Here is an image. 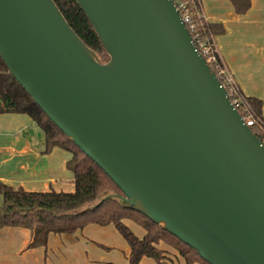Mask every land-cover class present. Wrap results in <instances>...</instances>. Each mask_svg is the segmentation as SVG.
Segmentation results:
<instances>
[{
    "label": "water",
    "instance_id": "obj_1",
    "mask_svg": "<svg viewBox=\"0 0 264 264\" xmlns=\"http://www.w3.org/2000/svg\"><path fill=\"white\" fill-rule=\"evenodd\" d=\"M75 1L108 62L53 0H0V56L123 193L102 202L118 199L209 264H264V144L174 0Z\"/></svg>",
    "mask_w": 264,
    "mask_h": 264
},
{
    "label": "trees",
    "instance_id": "obj_2",
    "mask_svg": "<svg viewBox=\"0 0 264 264\" xmlns=\"http://www.w3.org/2000/svg\"><path fill=\"white\" fill-rule=\"evenodd\" d=\"M66 21L79 38L94 51L101 63L109 61L100 39L86 15L75 0H53ZM196 29L191 35L200 33L206 42L213 44V38L223 35L226 30L222 24L207 22L202 13L203 0H187ZM236 14L244 15L252 7L251 0H227ZM200 13V15H199ZM192 36V37H193ZM219 58V55L216 53ZM220 65L223 66L221 58ZM215 74L221 81L218 71ZM230 91L229 88L227 89ZM233 99H241L249 108L255 126L252 131L264 143L263 101L255 96H246L239 86L235 87ZM11 113L27 115L42 131L45 153L53 148H60L71 154L72 159L67 167L74 175L75 190L72 193L30 192L21 187H13L0 182V229L16 227L29 229L32 242L29 248L47 247L51 234L74 235L89 225L106 227L114 225L129 245L128 259L131 264H140L145 257L158 263L165 260L161 245L173 248L185 259V264H209L190 246L167 232L162 226L154 223L143 214L125 208L118 199L102 202L110 194L123 195L109 175L91 158L82 152L33 101L26 90L14 79L0 56V114ZM244 116V114H242ZM98 204L97 208L94 206ZM138 219L145 228L146 234L140 239L124 224V220Z\"/></svg>",
    "mask_w": 264,
    "mask_h": 264
},
{
    "label": "crops",
    "instance_id": "obj_3",
    "mask_svg": "<svg viewBox=\"0 0 264 264\" xmlns=\"http://www.w3.org/2000/svg\"><path fill=\"white\" fill-rule=\"evenodd\" d=\"M251 1V9L244 15L236 14L227 0H203L201 3L204 19L222 24L226 30L225 34L213 38V44L232 75L236 68L241 67V56L233 50L232 40L246 47L253 69L256 66L264 68V11L256 7L257 0ZM235 83L246 96H253L246 94L241 82ZM71 159L70 153L57 147L45 153L43 133L27 115L0 114V182L30 192L53 189L72 193L75 190L74 175L67 167ZM80 232L74 234V238ZM67 236L69 234L59 235L61 239ZM31 242L32 232L29 229H0V264H37L39 259L34 258L37 254H33L37 249L47 250V247L29 248ZM178 256L165 259L161 264L173 262Z\"/></svg>",
    "mask_w": 264,
    "mask_h": 264
},
{
    "label": "rangeland",
    "instance_id": "obj_4",
    "mask_svg": "<svg viewBox=\"0 0 264 264\" xmlns=\"http://www.w3.org/2000/svg\"><path fill=\"white\" fill-rule=\"evenodd\" d=\"M256 7L264 11V0H257ZM244 20L249 21L250 19ZM235 27L234 25V29ZM231 45L233 50L241 56V67L235 69V74L233 72L234 79L237 83L238 81L242 83L246 94L261 98L264 107V68L256 66L253 69L251 67L252 62L245 46H241L233 40ZM124 224L138 238L142 239L145 236L146 230L138 219H125ZM76 236L77 238H74L75 235H69L61 239L59 235L51 234L47 250L39 248L33 254H37L34 256V258L39 259L37 264H131L128 259L129 245L114 225L106 227L89 225ZM160 248L164 251L167 260L179 255L169 246L161 245ZM32 264H36V262ZM140 264L160 263L145 257ZM168 264H185V259L179 255L178 258L176 257L173 262Z\"/></svg>",
    "mask_w": 264,
    "mask_h": 264
},
{
    "label": "built area",
    "instance_id": "obj_5",
    "mask_svg": "<svg viewBox=\"0 0 264 264\" xmlns=\"http://www.w3.org/2000/svg\"><path fill=\"white\" fill-rule=\"evenodd\" d=\"M174 3L179 13L181 14L182 19L185 22L186 27L189 29L190 32L191 30L195 31L196 25L192 21V13L190 12L188 1L187 0H174ZM201 15L203 14L201 13ZM193 42L197 48V51L205 58L206 62L211 66V68L213 69V66L216 68L219 76L221 77L222 85L225 86L226 89L229 88L230 90L229 92L231 94H235L236 93L235 91L236 83L234 81L233 75L230 73L225 62L219 56V58H221L223 62V66L220 65V60L218 56L216 55L217 51L215 49V46L206 42V40L202 38L200 33H195V35L193 36ZM231 101H232L234 108L238 110L241 115L244 114V116L242 115V117L244 118L245 124L250 128L255 126L256 124L254 122L253 116L250 113L249 108L243 103V101L241 99L232 100V98H231Z\"/></svg>",
    "mask_w": 264,
    "mask_h": 264
}]
</instances>
